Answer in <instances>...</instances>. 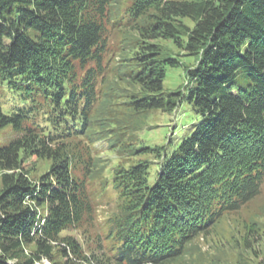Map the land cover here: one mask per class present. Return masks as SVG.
Wrapping results in <instances>:
<instances>
[{"label":"trees","instance_id":"trees-1","mask_svg":"<svg viewBox=\"0 0 264 264\" xmlns=\"http://www.w3.org/2000/svg\"><path fill=\"white\" fill-rule=\"evenodd\" d=\"M160 38L196 55L171 92L166 69L181 61ZM4 88L21 102L15 113L0 103V127L16 132L0 145V264H215L190 241L261 191L264 0H0V100ZM183 100L201 116L190 134L140 142L144 158L97 176L93 139L116 123L100 113L119 111L131 130ZM30 157L51 161L39 178ZM109 181L117 206L101 223L97 190Z\"/></svg>","mask_w":264,"mask_h":264},{"label":"rangeland","instance_id":"rangeland-1","mask_svg":"<svg viewBox=\"0 0 264 264\" xmlns=\"http://www.w3.org/2000/svg\"><path fill=\"white\" fill-rule=\"evenodd\" d=\"M117 1L118 3L126 2V0ZM157 42L165 50L170 48L171 53L178 56L181 61L179 65H170L166 69L165 91H175L183 85L186 66L196 62V55L183 54L171 40L160 38ZM126 45L128 44L126 43ZM120 58L123 57L117 55L116 59L120 60ZM242 77L243 72L240 71L238 79ZM113 79V75L110 76L107 82L108 87ZM123 85L125 86V84ZM111 87L114 91V102L119 105L118 87H114L113 83ZM111 87L108 88V94H110ZM4 90L7 92L8 97L5 100H0L3 110L7 113L19 112L17 106L21 102L19 95L14 91L10 92L6 88ZM183 90L185 91V89ZM119 91L122 94L126 92L125 88H120ZM139 116L142 118L141 124L137 126V123L133 129L129 130L124 126L125 122L122 120L119 111L115 110L107 114L102 112L98 115V118L103 119L107 125H110L109 120L116 121V123L111 124L112 126H109L110 130L107 131L106 137L101 139L96 135L93 139L96 167L102 168L99 170V173L102 172L101 175L97 176L102 180H104V176L111 180L110 173L115 166H126L135 162L138 158H144L140 154H134V148L140 145V142L165 145L172 138L173 143L176 144L184 135L190 134L201 119V116L194 111L192 104L186 100H183L172 112L157 110L150 112L148 115L142 116L140 114ZM136 119L140 120L138 117L133 118V120ZM40 123L45 125L48 130L52 129L50 120L40 118ZM15 135L16 132L12 124L0 127V145H5ZM147 158L151 160V168L154 174L155 170L159 168L158 159L153 156ZM26 162L35 178H39L44 174L51 164V161L46 158L35 157L27 158ZM101 179H96L100 186ZM154 179V175H151L150 181L153 182ZM97 205V219L99 222L104 223L114 213L117 206V194L111 186V181H109L106 191L98 186ZM65 233L75 235L79 239L82 238V234L76 231H66ZM190 247H192L195 257H202V262L210 260L215 264H236L239 258L244 259L243 263L253 258L258 261L262 260L264 258V182L257 196L244 202L239 210L226 214L213 226L210 233L191 240ZM45 262L50 263L49 260L44 259L43 263L38 264H44ZM196 264H198L197 259Z\"/></svg>","mask_w":264,"mask_h":264}]
</instances>
